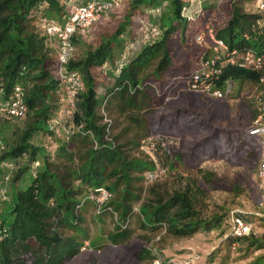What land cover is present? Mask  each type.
<instances>
[{
	"label": "trees",
	"instance_id": "trees-1",
	"mask_svg": "<svg viewBox=\"0 0 264 264\" xmlns=\"http://www.w3.org/2000/svg\"><path fill=\"white\" fill-rule=\"evenodd\" d=\"M68 1L0 0V87L4 88L3 96L6 97L17 83L21 84L28 105L27 116L28 114L32 116L17 143L4 148L0 138V175L4 178L9 174V183L12 185L8 191L9 199L1 205L4 210L0 209V234L3 228L6 229V234L0 239V264H26V258L30 255L33 256V264H64L80 251L81 243L77 238L66 236L60 230L61 226L72 229L78 227L81 217L76 213V206L79 204L77 188L68 176H62L53 169V162L50 161L45 148L32 142L40 130L44 129L52 136L61 132L57 133L50 127L51 119L59 114L62 106L60 98L63 92L60 90V81L54 70L57 64V51L49 43L47 35L40 30L37 21L39 16H45L64 22V17L69 14ZM204 2L205 0L129 1L127 4L130 9L119 22L116 31L97 40L104 26L100 23L98 30H95L96 33L94 32V43L90 42L96 46L88 49L83 56L78 53V45L86 43L85 38L81 35L74 37L76 53L71 58L69 67L81 72L83 87L79 92L80 102L74 119L63 116L64 128L62 126L61 129H65L69 139L73 137L83 142L88 140L91 142L76 178L94 188H106L111 197L105 208L114 204L120 211L122 220H125L130 212L131 201L138 198L133 187L131 171L153 170L155 163L151 159H129L115 132L116 146L105 139L106 125L102 122L101 113L104 101L111 116L109 97L113 92L124 101L122 112H125L127 107L132 109L143 107L145 99L142 97V101L139 102L138 96L151 82L150 78L144 80L146 68L157 59V66L149 75L155 77L162 75L173 61L169 44L171 37L178 33L181 41L185 43L190 28L206 17L216 36L229 46L254 47L264 56V31L258 24L263 18L261 13L248 12L241 5H234L230 16H224L220 10L208 16L203 6ZM142 4L151 5L152 10L149 13H134ZM107 14L105 21L109 19ZM151 14L157 16V23L151 22ZM132 18L136 22L135 33L128 37V26L132 23ZM142 19L148 22L146 33L140 31ZM155 27L157 32L153 31ZM139 31L142 35H139ZM200 32L202 31L196 30L192 33L196 41ZM130 45H133L130 60L120 72H117V63ZM197 63L195 62V67ZM94 67L112 71L115 78V88L112 92L103 95L98 92ZM263 73L264 71L256 72L228 65L223 67L220 83L232 78L250 79L258 84ZM256 115L255 109L254 117ZM27 116L24 119H0V133L3 132L4 125L25 120ZM81 123L86 130L91 129L94 135L83 134L78 130L72 131L75 125ZM115 124L114 119V131ZM60 148L64 154H69L70 150L67 151L65 142ZM177 155L174 147L163 151L158 158L163 164L172 161ZM23 159L28 161V164L20 168L19 163ZM4 162L12 165H5ZM36 162L37 167L34 166ZM109 167H112L110 171ZM202 171L205 181L211 183L212 173ZM27 172L31 173V182L25 188L14 190L18 180ZM109 173L116 175L117 180L108 183ZM115 194H118L117 198H114ZM205 196L206 190L198 180H189L183 188L175 190L168 197L159 194L142 203L140 206L142 224L146 228L165 225L167 232L176 237L192 236L201 229L209 231L219 228L225 219L224 216L211 219L202 214L201 203ZM53 219L56 220L55 223ZM229 219L231 225V217ZM129 236L130 229L123 228L119 223L117 230L109 234V239L118 243ZM229 236L232 243L248 241L251 246L264 247L263 240L255 238V234L236 237L231 234L230 229ZM140 256L148 258L151 254L145 250ZM262 259L264 256L258 257L253 264H260Z\"/></svg>",
	"mask_w": 264,
	"mask_h": 264
},
{
	"label": "rangeland",
	"instance_id": "rangeland-1",
	"mask_svg": "<svg viewBox=\"0 0 264 264\" xmlns=\"http://www.w3.org/2000/svg\"><path fill=\"white\" fill-rule=\"evenodd\" d=\"M82 1L74 0L76 4ZM123 1V5L107 14L109 19L102 23V33H99L97 40L116 31L119 22L130 9L127 3L132 0ZM234 5H241L248 12H258L255 0H205L203 3L208 16L218 10L224 16H230ZM151 8V5L142 4L134 13H149ZM207 19L198 21L190 28L185 43L178 33L171 37L169 44L173 61L162 75H149L156 68L157 59L146 68L144 80L150 78L151 82L138 96L139 102L142 97L145 99L143 107H127L122 112L124 101L119 95L113 92L109 97V110L116 123L114 132L129 159H150L140 148L141 140L146 137L162 135L178 141V155L172 161L162 164L164 168L159 170L156 179H147L146 173L149 170L131 171L138 198L131 201V209L125 220L121 219L120 211L114 204L105 208L108 199H101L104 194L98 190L99 187L94 188L76 178L83 159H86L85 152L91 146L89 140L83 142L73 137L69 139L63 128L58 135L52 136L43 129L34 136L32 142L45 148L53 162V169L62 176H68L78 191L76 213L81 217L78 227L72 229L61 226L60 230L66 236L77 238L81 243L80 251L64 264H156L154 249L167 260L175 261V264H253L258 257L264 256V247L251 246L248 241L232 243L229 236V217L237 211H243L254 225L255 238L264 242V215L256 213H264V210L258 208L261 141L249 133L255 115L257 84L250 79H236L234 92L228 98L217 99L190 89L184 78L195 68V62L211 54L210 41L206 38V43H199L192 34L200 30L207 35L208 25L211 27ZM150 20L158 22L154 14H151ZM135 23L132 18L128 26V37L134 35ZM94 34L85 39L86 43L78 45L80 56L96 46L90 44L95 41ZM93 73L101 95L114 90L115 78L110 69L94 67ZM31 119L32 116L28 114L25 120L4 125L0 133L4 148L17 143ZM63 142L67 144V151L70 150L67 155L60 148ZM27 164L28 161L23 159L19 167ZM154 168L156 170V166ZM111 169L109 167L108 171ZM202 170L212 173L211 183L205 181ZM192 179H197L206 190L201 203L202 214L211 219L225 217L219 228L209 231L201 229L192 236L176 237L167 232L165 225L157 228L143 226L140 213L142 203L159 194L168 197ZM31 180V173L27 172L18 180L14 190L27 187ZM115 180L117 176L109 173L107 182ZM120 183L121 188L122 181ZM10 186L12 188L7 182L9 191ZM117 197L118 194H115L114 198ZM52 221L56 222L55 219ZM119 223L123 228L130 229V236L114 243L109 239V234L117 230ZM145 250L150 252V257L140 256ZM32 257L30 255L26 258V264H33ZM260 264H264V259Z\"/></svg>",
	"mask_w": 264,
	"mask_h": 264
},
{
	"label": "built area",
	"instance_id": "built-area-1",
	"mask_svg": "<svg viewBox=\"0 0 264 264\" xmlns=\"http://www.w3.org/2000/svg\"><path fill=\"white\" fill-rule=\"evenodd\" d=\"M257 11L263 15V18L258 21L260 27L264 31V0H255ZM123 4L122 0H85L76 4L74 0H69L67 3L69 14L64 17L65 21H59L55 18L45 16L38 17V25L44 35H47L49 43L56 48L57 64L55 73L60 81V90L63 95L60 98L61 108L59 114L51 119L50 127L55 132H59L64 125L63 116H67L73 120L76 111L78 110L80 96L79 92L83 87L82 74L78 69H71L69 62L76 53L74 37L81 35L87 39L92 36L100 23H104L105 15L115 8ZM148 22L142 19L140 31L146 33ZM139 31V35H142ZM157 32V28H153ZM207 40L211 43V54L204 56L198 61L196 67L187 73L184 78L188 87L194 91L202 92L217 99L228 98L235 89V82L232 78L225 79L222 84L223 67L232 65L242 67L256 72L264 71V56L254 47H231L223 39L218 38L213 27H207V35L200 32L197 37L199 43H206ZM128 51L121 57L117 63V72H120L131 57V49L133 45L128 47ZM134 91V89H133ZM257 95L255 96V109L257 115L253 118L249 128V133L252 136L259 138L261 141V157L258 166V185L260 191V200L258 208L264 210V73L260 75L257 84ZM4 88L0 87V119L13 118L24 119L28 113V105L25 102L24 91L21 84L17 83L12 92L4 97ZM103 115L102 122L106 125L105 139L116 146L117 142L114 139V119L106 108V101L101 107ZM64 128V126H63ZM81 131L83 134H93L91 129L86 130L83 123L75 125L73 130ZM178 141L173 137L162 135L149 136L141 140L140 148L145 152L151 160L154 161L156 170H149L146 173L148 180H154L158 176L159 170L163 169L158 155L169 148H174ZM96 146L98 143L96 142ZM5 165L11 166L9 162H4ZM38 162L34 164L37 167ZM0 208L4 201L9 199L6 183L10 180V175L0 177ZM100 192H103L102 200L109 199L111 193L104 187H99ZM258 215H264L261 211L256 212ZM254 225L243 211H237L231 215V234L236 237L255 234ZM6 234V229L3 228L0 239H3ZM150 250H153L150 247ZM156 264H175V261L166 259L161 253L154 249Z\"/></svg>",
	"mask_w": 264,
	"mask_h": 264
}]
</instances>
